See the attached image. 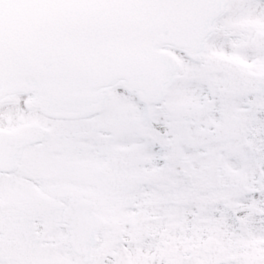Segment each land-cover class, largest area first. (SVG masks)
<instances>
[{"label": "snow or ice", "instance_id": "obj_1", "mask_svg": "<svg viewBox=\"0 0 264 264\" xmlns=\"http://www.w3.org/2000/svg\"><path fill=\"white\" fill-rule=\"evenodd\" d=\"M0 264H264V0H0Z\"/></svg>", "mask_w": 264, "mask_h": 264}]
</instances>
